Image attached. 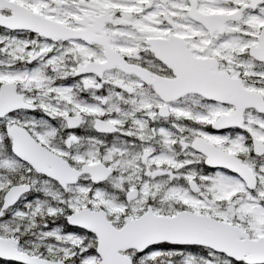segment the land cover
I'll use <instances>...</instances> for the list:
<instances>
[{
    "label": "snow or ice",
    "instance_id": "snow-or-ice-1",
    "mask_svg": "<svg viewBox=\"0 0 264 264\" xmlns=\"http://www.w3.org/2000/svg\"><path fill=\"white\" fill-rule=\"evenodd\" d=\"M0 264H264V0H0Z\"/></svg>",
    "mask_w": 264,
    "mask_h": 264
}]
</instances>
